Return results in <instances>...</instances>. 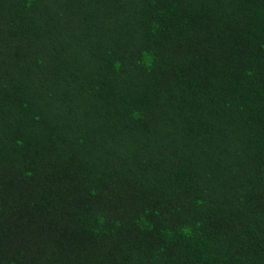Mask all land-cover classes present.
Segmentation results:
<instances>
[{"label": "trees", "instance_id": "obj_1", "mask_svg": "<svg viewBox=\"0 0 264 264\" xmlns=\"http://www.w3.org/2000/svg\"><path fill=\"white\" fill-rule=\"evenodd\" d=\"M0 264H264V0H0Z\"/></svg>", "mask_w": 264, "mask_h": 264}]
</instances>
